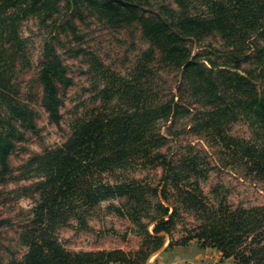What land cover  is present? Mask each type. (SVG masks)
<instances>
[{"label":"trees","instance_id":"obj_1","mask_svg":"<svg viewBox=\"0 0 264 264\" xmlns=\"http://www.w3.org/2000/svg\"><path fill=\"white\" fill-rule=\"evenodd\" d=\"M173 2L176 8L161 0H0V179L12 172L18 143L38 131V113L21 80L32 66L25 21L51 20L32 81L57 125L73 84L54 42L63 32L78 36L76 22L90 15L117 27L136 24L150 44L138 63L133 112L124 103L107 121L96 116L91 130L79 123L64 144L33 160L45 177L38 185L51 187L48 202L56 205L47 209L45 224L69 215L82 221L102 202L119 199L109 209L130 219L141 238L138 249L70 251L45 232L29 239L25 255L10 264H147L161 250L193 240L235 264H264V206L231 202L223 184L206 192L203 183L221 170L209 154L192 145L176 154L161 150L169 141L163 124L189 114L192 131L218 142L222 167L264 183V0ZM162 69L178 77L166 98L156 83ZM237 122L251 129L249 139L230 134ZM134 167H160L159 185L129 176ZM7 222L0 219V229ZM179 228L183 235L176 238Z\"/></svg>","mask_w":264,"mask_h":264},{"label":"rangeland","instance_id":"obj_2","mask_svg":"<svg viewBox=\"0 0 264 264\" xmlns=\"http://www.w3.org/2000/svg\"><path fill=\"white\" fill-rule=\"evenodd\" d=\"M161 3L177 7L173 0H161ZM46 23H51V20L44 22L41 18L31 17L23 23L21 29L29 43L32 63L21 75L24 81L22 87L25 97L30 99L37 110L38 131H29L26 139L18 143L10 157L12 172L0 179V219L8 220L0 229V264H10L13 260L21 259L31 245L29 239L45 232L70 251L116 248L130 251L138 249L141 241L140 236L131 230L130 219L109 209L110 204L118 206L121 202L119 199L102 202L82 221L69 215L66 221L50 218L45 224L47 209L56 205L48 202L47 189L51 187L38 185L45 181V177L35 170L33 160L45 151L64 144L79 123L87 124L91 130L96 116L104 118L114 109L118 113L125 109L124 103L128 106L127 111L133 112L139 87L136 80L138 63L150 44L136 24L117 27L90 15L83 22H76L78 36L63 32L60 39L54 42L73 84L65 91L61 110L63 119L57 125L50 121L41 106L38 96L40 88L32 81L38 71L46 39L51 35V28ZM212 42L218 43L219 40ZM177 81L176 71L160 70L156 82L160 95L169 97L170 89L175 87ZM191 117L187 114L177 118L174 124H163L162 132L169 136V141L161 150L176 154L182 152L185 146L192 145L195 150L209 154L211 163L221 170L212 172L203 183L206 192L217 184H223L230 191L231 202L244 206H264V183L247 178L240 169L229 165L222 167V149L218 142L192 131ZM107 119L108 116L104 121ZM230 134L249 139L251 129L246 123L237 122L231 126ZM161 173L160 167H134L128 172L129 176L145 178L153 185H159ZM182 235L179 228L175 237L180 238ZM147 264L235 263L231 259H223L214 248L203 247L197 240H193L188 246L161 250Z\"/></svg>","mask_w":264,"mask_h":264},{"label":"crops","instance_id":"obj_3","mask_svg":"<svg viewBox=\"0 0 264 264\" xmlns=\"http://www.w3.org/2000/svg\"><path fill=\"white\" fill-rule=\"evenodd\" d=\"M216 250V249H215ZM217 251V250H216ZM218 252V251H217ZM220 254V256L222 257V254L220 252H218ZM223 258V257H222ZM224 259V258H223ZM225 260H228V259H225Z\"/></svg>","mask_w":264,"mask_h":264}]
</instances>
